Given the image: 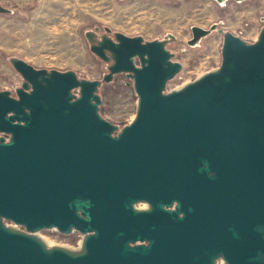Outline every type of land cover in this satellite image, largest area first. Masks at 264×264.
Returning a JSON list of instances; mask_svg holds the SVG:
<instances>
[{
    "label": "water",
    "instance_id": "obj_1",
    "mask_svg": "<svg viewBox=\"0 0 264 264\" xmlns=\"http://www.w3.org/2000/svg\"><path fill=\"white\" fill-rule=\"evenodd\" d=\"M218 26L193 25L188 44L217 30L219 67L172 90L183 64L167 48L171 33L115 31L92 43L112 61L103 79L10 59L23 83L15 94L0 89V132L11 135L0 138V264H264V26L254 42ZM119 73L138 97L123 127L100 110V87ZM219 176V223L163 209L188 186L202 214L206 180ZM142 201L150 207L138 208ZM209 226L219 228L220 248L209 246ZM46 229L82 239L49 244Z\"/></svg>",
    "mask_w": 264,
    "mask_h": 264
},
{
    "label": "rangeland",
    "instance_id": "obj_2",
    "mask_svg": "<svg viewBox=\"0 0 264 264\" xmlns=\"http://www.w3.org/2000/svg\"><path fill=\"white\" fill-rule=\"evenodd\" d=\"M0 89L15 91L23 83L22 75L10 59L18 57L38 68L74 70L80 77L103 79L107 61L91 49L87 33L97 35L111 28L146 40L163 39L169 33L167 48L182 71L167 84L172 90L194 81L219 67L222 61L223 35L217 30L195 46L191 27L209 28L218 22L221 28L245 39L257 40L264 26V0H0ZM101 113L121 127L130 123L137 111L138 97L133 80L125 73L103 82ZM40 234L52 244L78 247V233L66 235L56 229Z\"/></svg>",
    "mask_w": 264,
    "mask_h": 264
},
{
    "label": "flooded vegetation",
    "instance_id": "obj_3",
    "mask_svg": "<svg viewBox=\"0 0 264 264\" xmlns=\"http://www.w3.org/2000/svg\"><path fill=\"white\" fill-rule=\"evenodd\" d=\"M91 33L92 34L89 35L90 40L92 39L91 44L92 43L97 44V42L101 40L103 36H109L114 38V33L113 35H111V32H107V31L106 33H102L101 35H97L96 32H91ZM108 55L111 56L109 52ZM108 63L110 65L112 64V61ZM125 74L127 75V77L131 79V77L127 73ZM12 93L15 94V91H12ZM1 137H4L5 140L8 141L11 135L9 133L0 132V138ZM213 174L214 171H209L210 176H213ZM215 188L218 189L217 193H214ZM205 189L207 191L206 195L209 198H211V202H209V204L204 207L202 214H199L197 210H194L193 205L192 206L190 205V199H192L191 197L192 195L188 186H186V188L182 190L174 192V194H172L169 198V200H171V203L169 205L164 204L163 209L176 212L179 215V218H185V221H191L197 218L195 215H198V218L205 220L206 223H212V224L219 223V221L222 219V214H223L222 204L220 200L214 201V199H216L217 197L220 198V196L222 197L224 192V180L220 176L218 178H209L206 180ZM137 207L140 209H148L150 206L147 201H142L137 204ZM162 215L163 212H161V210L157 207V223L162 222V218H163ZM74 233H78L79 234L78 236L82 237L80 232L76 231L73 232L72 234ZM219 237H220L219 228H215L213 226L212 227L209 226L206 228V238L209 242L210 247L217 246L220 248L222 246V244L219 241H217L216 244L214 242L215 240H218Z\"/></svg>",
    "mask_w": 264,
    "mask_h": 264
},
{
    "label": "bare ground",
    "instance_id": "obj_4",
    "mask_svg": "<svg viewBox=\"0 0 264 264\" xmlns=\"http://www.w3.org/2000/svg\"><path fill=\"white\" fill-rule=\"evenodd\" d=\"M41 236H42V235H41ZM42 237L46 240L47 243L52 244L51 241H50V239H48V238H46V237H44V236H42Z\"/></svg>",
    "mask_w": 264,
    "mask_h": 264
},
{
    "label": "built area",
    "instance_id": "obj_5",
    "mask_svg": "<svg viewBox=\"0 0 264 264\" xmlns=\"http://www.w3.org/2000/svg\"><path fill=\"white\" fill-rule=\"evenodd\" d=\"M57 230V229H56Z\"/></svg>",
    "mask_w": 264,
    "mask_h": 264
}]
</instances>
